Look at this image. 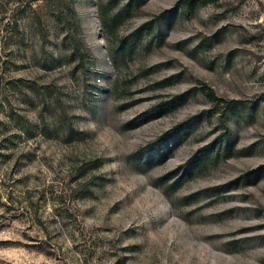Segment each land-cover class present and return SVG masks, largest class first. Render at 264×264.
<instances>
[{
  "label": "rangeland",
  "instance_id": "1",
  "mask_svg": "<svg viewBox=\"0 0 264 264\" xmlns=\"http://www.w3.org/2000/svg\"><path fill=\"white\" fill-rule=\"evenodd\" d=\"M0 264H264V0H0Z\"/></svg>",
  "mask_w": 264,
  "mask_h": 264
},
{
  "label": "trees",
  "instance_id": "2",
  "mask_svg": "<svg viewBox=\"0 0 264 264\" xmlns=\"http://www.w3.org/2000/svg\"><path fill=\"white\" fill-rule=\"evenodd\" d=\"M183 2L186 5H197L198 3H201V0H183ZM168 13H169V11H164L162 14L157 16V19H161L163 16H165Z\"/></svg>",
  "mask_w": 264,
  "mask_h": 264
}]
</instances>
